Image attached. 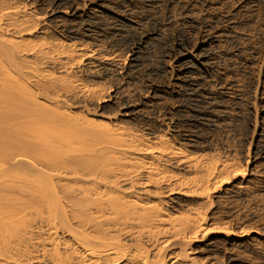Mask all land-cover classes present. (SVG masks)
<instances>
[{
    "label": "bare ground",
    "instance_id": "1",
    "mask_svg": "<svg viewBox=\"0 0 264 264\" xmlns=\"http://www.w3.org/2000/svg\"><path fill=\"white\" fill-rule=\"evenodd\" d=\"M140 1L0 0V264H264V222L247 213L264 194V50L242 64L244 163L206 154L198 133L230 115L213 47L260 0H163L181 31L165 87L133 75L142 43L126 37L139 23L116 6Z\"/></svg>",
    "mask_w": 264,
    "mask_h": 264
},
{
    "label": "rangeland",
    "instance_id": "2",
    "mask_svg": "<svg viewBox=\"0 0 264 264\" xmlns=\"http://www.w3.org/2000/svg\"><path fill=\"white\" fill-rule=\"evenodd\" d=\"M141 1L137 2L136 5L135 3H132L133 5L130 6L125 4H118L116 6V10L119 12L129 11L130 15L134 17V20L139 23L137 31H130V33L128 31V36L126 37L127 45L129 46L137 47L140 46V43H142L140 47V63L139 66H137L138 68L136 67L133 69V75L136 77L139 83H147L159 87H165L167 84V80L165 79L167 78L162 76L160 73V68L165 62L166 51L168 50L172 40H174V38H176V36H178L181 31L178 26L174 24H167L168 10H166L163 0H157V3H145ZM243 6L244 7L239 9L237 13L231 16L233 18L232 20L237 21L240 24L239 28L236 30L239 35L233 40L232 43L221 42L220 44L222 46L220 45V48L216 46L213 47L212 52L214 54L212 53V60L209 59L208 61L210 64L213 63L212 66L214 68L212 67V69L214 70L216 69L222 71L226 69V74L230 80L232 79V86L228 91L229 98L226 100L221 99L219 102L220 106L224 104L222 107L225 108L230 115L227 119L219 120L216 123L217 125L215 124V127L210 128L211 130L204 129L205 131H198L200 137L201 135L202 137L209 136L208 138L212 141V150H207L205 152L206 154L212 156H224L228 152L227 149L235 150L237 158H240L239 162L242 164L244 163L243 160L247 159L245 156V154L247 155V149L249 148V150L252 151L254 145L250 141L251 132L247 120V111L252 105L251 97L253 94L251 83L253 78L249 73L244 71V65L242 64H244L245 60L252 61L253 59H261L263 55L264 0H260V2H251L248 5L246 4ZM154 30H159L162 36L160 35V37L155 39L142 38L144 35H148ZM138 39L143 40L140 42ZM123 47L125 50L126 46L123 45ZM184 94V98L182 97L181 99L188 102L189 99L187 97V90H184ZM262 125L259 129L260 136L258 140L260 142L258 141L256 146H262V148H264V123ZM256 192L259 193V196H254L255 198L257 197L253 200L254 203L256 202V205L254 204L253 206V203H250V205L247 207V209L249 208L250 210L255 211V213L249 209L247 210L249 212H246L250 213V215L253 213L254 215L256 214V216H258L257 218L260 219L259 221L263 220L261 221V223H263L264 204L261 202L263 201L264 203V194L260 193L258 190ZM258 198L260 199L259 201ZM249 255H251L253 258L257 257L256 254Z\"/></svg>",
    "mask_w": 264,
    "mask_h": 264
}]
</instances>
